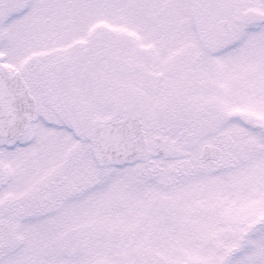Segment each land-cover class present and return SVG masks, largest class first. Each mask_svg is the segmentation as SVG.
Instances as JSON below:
<instances>
[{
  "label": "snow or ice",
  "instance_id": "obj_1",
  "mask_svg": "<svg viewBox=\"0 0 264 264\" xmlns=\"http://www.w3.org/2000/svg\"><path fill=\"white\" fill-rule=\"evenodd\" d=\"M0 264H264V0H0Z\"/></svg>",
  "mask_w": 264,
  "mask_h": 264
}]
</instances>
